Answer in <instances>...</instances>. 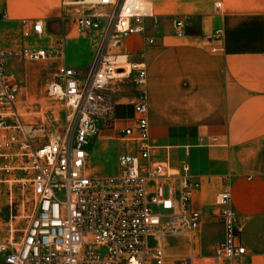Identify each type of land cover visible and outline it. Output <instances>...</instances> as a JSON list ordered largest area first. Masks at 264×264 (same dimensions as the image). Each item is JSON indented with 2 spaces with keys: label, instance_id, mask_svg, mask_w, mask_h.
Masks as SVG:
<instances>
[{
  "label": "built area",
  "instance_id": "built-area-1",
  "mask_svg": "<svg viewBox=\"0 0 264 264\" xmlns=\"http://www.w3.org/2000/svg\"><path fill=\"white\" fill-rule=\"evenodd\" d=\"M79 5L106 6L109 11L85 13ZM60 7L65 13L73 12L77 28L100 31L90 70L80 74L61 61L46 87L49 97L71 111L74 128L60 131L29 122L17 107L21 83L13 62L38 61L49 55L62 58L63 43L50 48L0 45L2 263L237 264L247 249L241 241L242 221L231 204L228 175L221 178L213 199L223 236L213 254L205 256L194 250L203 216L192 199L200 183L185 170L153 157L156 145L147 119L146 67L118 51L125 39L144 32L145 18L154 17L150 4L61 0ZM186 19L175 21L177 35L183 33ZM19 24L25 39L41 40V20L24 17ZM220 32L215 30V37ZM146 41L154 42L152 37ZM122 81L136 87L134 118L132 124L118 127L116 99L110 89ZM99 131H112L116 141L124 144L112 173L95 174L90 168L87 147ZM167 236L186 238L189 252L171 259L165 248Z\"/></svg>",
  "mask_w": 264,
  "mask_h": 264
},
{
  "label": "crops",
  "instance_id": "crops-1",
  "mask_svg": "<svg viewBox=\"0 0 264 264\" xmlns=\"http://www.w3.org/2000/svg\"><path fill=\"white\" fill-rule=\"evenodd\" d=\"M142 1L154 15L144 23L154 42L147 43L145 36L137 45L143 33L132 35L118 51L146 67L153 157L200 183L192 199L196 209L195 196H201L203 186H217L214 199L228 175L247 249L242 264H264V0ZM60 3L0 0V23L3 29L20 28L21 18L39 19L48 35L43 33L38 47L50 48L63 21ZM176 17H187L182 35L176 34ZM215 30L221 31L218 37ZM134 46L133 57L135 50L129 49ZM135 93L134 86L127 101L115 100L114 111L129 109L115 118L118 127L133 123Z\"/></svg>",
  "mask_w": 264,
  "mask_h": 264
},
{
  "label": "rangeland",
  "instance_id": "rangeland-1",
  "mask_svg": "<svg viewBox=\"0 0 264 264\" xmlns=\"http://www.w3.org/2000/svg\"><path fill=\"white\" fill-rule=\"evenodd\" d=\"M78 7L81 12L85 13L96 12L104 14L109 11V8L106 6H98L95 9H88L85 5H79ZM72 13L63 12L62 24L57 27V34L52 38V46H55L56 42L63 43L64 54L62 58L49 55L38 61L16 60L13 62L18 80L21 83L17 107L22 117L29 122L43 123L60 131L74 128V117L62 102L54 100L47 95V84L56 66L61 61L74 66L80 74L87 73L91 68L100 35V31L94 32L77 28L73 22ZM151 24L154 25L153 20H151ZM44 35H48L47 28L44 31ZM141 36L137 38V45L145 42V38L147 37L145 29ZM42 43L43 40H35L32 37L25 39L22 36L21 29L15 25L3 29L0 23V45L2 46L9 44L15 45L13 46L14 48L31 45L38 47ZM132 49L135 50L132 53L134 57L138 53V47L134 46V48L129 50ZM110 90L115 99L127 101L128 97L134 93V86L128 81H122L114 83ZM128 113L129 109L119 107L114 111V117L117 118L118 114L126 115ZM115 138L116 136L112 131H99L91 139L87 149L90 152L89 164L93 173L105 174L116 170V158L124 148V144L116 141ZM216 188L217 186L213 188L203 186L204 192L201 193V196L198 197L195 194V200L199 202L201 207L199 209L202 212L203 222L200 232L194 240V250L197 254L205 256L212 255L216 244L222 239L220 237L222 226L216 216L218 208L213 202V194ZM164 193L166 194V188H164ZM1 210L3 212L1 219L5 221V210L4 208H1ZM24 221L26 222V219ZM165 242L166 252L171 259L173 257L184 256L189 252L190 243L184 237L175 238L167 236ZM243 259L238 261L237 264H242ZM0 264H3L1 258ZM174 264L177 263L174 262Z\"/></svg>",
  "mask_w": 264,
  "mask_h": 264
},
{
  "label": "bare ground",
  "instance_id": "bare-ground-1",
  "mask_svg": "<svg viewBox=\"0 0 264 264\" xmlns=\"http://www.w3.org/2000/svg\"><path fill=\"white\" fill-rule=\"evenodd\" d=\"M128 1H131V0H128ZM143 3H144V2H143ZM145 4H146V3H145ZM216 4H217V3H216ZM216 4H215V5H216ZM180 18H183V17H180ZM180 18H177L175 21H177V20L180 19ZM175 21H174V27H175ZM175 31H176V28H175ZM182 34H183V33H182ZM182 34H181V35H182ZM143 64H144V63H143ZM74 68H75V67H74ZM75 69H76V68H75ZM76 70H77V69H76ZM135 88H136V87H135Z\"/></svg>",
  "mask_w": 264,
  "mask_h": 264
}]
</instances>
